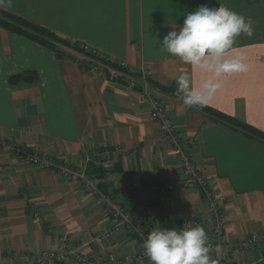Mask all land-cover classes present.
<instances>
[{"label":"crops","instance_id":"0c3cea01","mask_svg":"<svg viewBox=\"0 0 264 264\" xmlns=\"http://www.w3.org/2000/svg\"><path fill=\"white\" fill-rule=\"evenodd\" d=\"M201 5H225L245 16L253 28L252 36H239L228 53L242 57L247 71L219 77L220 88L205 104L264 132V0H0L1 8L124 62L138 74L108 79L110 68L84 53L59 45L66 54L60 57L0 26V139L20 142L27 152L53 158L59 165L85 166L99 188L134 215L151 217L155 226L175 227L207 207L195 189L178 188L171 204L160 198L164 183L181 179L182 169L179 158L167 151L160 123L150 117L144 94L148 84L164 100L177 131L198 137L193 156L226 197L224 264H258L264 260V243L243 251L234 242L264 228V141L185 106L158 87H176L181 73L197 88L205 79H215L160 45L173 30L172 23L178 30L184 14ZM29 69L37 70L36 82L9 83L11 75ZM131 78L137 87L128 86ZM102 148L117 156L111 170L100 171L84 158L86 149ZM112 223L82 182L68 180L58 166L20 161L0 144V264L64 249L65 238L76 245L86 241L81 251L93 257L136 251L138 241L128 232L94 240ZM53 264L78 263L70 258Z\"/></svg>","mask_w":264,"mask_h":264},{"label":"built area","instance_id":"2783aa9c","mask_svg":"<svg viewBox=\"0 0 264 264\" xmlns=\"http://www.w3.org/2000/svg\"><path fill=\"white\" fill-rule=\"evenodd\" d=\"M88 49L87 46H85ZM125 66L124 62H120ZM126 74V73H125ZM124 72L110 68L106 77L116 80L126 76ZM148 78V77H146ZM138 81L134 78L129 79V87H137ZM145 100L148 105L150 117L158 120L160 129L165 136L168 146L167 151L179 158L182 169V178L178 180H167L162 189L161 200L165 204H171L174 201L175 191L182 187L185 189H195L201 192L206 203V211L189 218H183L175 224V227H182L184 224L189 226L201 225L208 234V247L210 258L223 262V250L225 246V233L227 221L224 215L226 197L219 194L212 183L204 175L196 159L193 156V146L198 143L196 135L188 136L177 131L174 125V119L171 112L166 107L162 98L148 84L144 89ZM2 149L14 153L20 161L29 164H36L45 168H55L58 166L60 174L68 180L80 181L84 187L92 192L98 202L105 207L107 213L112 219V225L104 227L95 237L94 240L103 242L112 236L128 232L135 236L138 241V249L132 253L123 255L90 256L81 251V247L86 246V241L73 244L72 241L62 239L65 245L64 249H52L39 252L36 255L20 257L17 264H53L63 263L73 258L78 264H150L148 258L144 255L142 248L143 239L148 232L155 226L154 220L149 216H136L130 212L126 206L115 200L105 191L101 190L86 172L85 166L82 168H73L69 165L58 164L53 158L40 156L38 154L27 152L20 142H8L0 139ZM86 162H93L97 167L105 170H111L116 166L117 156L108 148L86 149L84 152ZM33 216L38 218V212ZM264 243V228L260 231L251 233L243 239L234 242V244L243 251L251 250ZM258 264H264V260Z\"/></svg>","mask_w":264,"mask_h":264},{"label":"clouds","instance_id":"9594fccd","mask_svg":"<svg viewBox=\"0 0 264 264\" xmlns=\"http://www.w3.org/2000/svg\"><path fill=\"white\" fill-rule=\"evenodd\" d=\"M172 24L173 30L160 42L162 49L215 77L205 79L197 88L191 85L188 74H179L175 79V94L185 106H204L206 98L220 88L219 77L247 71L242 57L228 54L239 36L253 34L251 21L242 14L225 5H201L184 14L178 30L175 23ZM208 239L207 231L198 224L156 226L148 232L141 246L150 264H215L209 255Z\"/></svg>","mask_w":264,"mask_h":264},{"label":"trees","instance_id":"16d2710c","mask_svg":"<svg viewBox=\"0 0 264 264\" xmlns=\"http://www.w3.org/2000/svg\"><path fill=\"white\" fill-rule=\"evenodd\" d=\"M0 26L17 34L23 35L31 40H34L42 45L53 49L57 52L60 57H64L66 54L62 53L59 50V45H63L74 49L75 51L84 53L85 55L98 60L99 62L105 64L109 68H113L119 71H122L126 74H135L131 72L128 68L119 64V62L109 59L106 56H100L99 54L95 53L92 50L86 49L84 46L77 42H72L52 29L43 26L39 23L34 21L28 20L16 13L10 12L6 9L0 7ZM39 79V74L37 70H24L23 72H18L9 77V83L11 85H20V84H30L34 83ZM158 87L163 91L168 92L169 94L177 97L175 94L176 87L174 86H164L158 84ZM178 98V97H177ZM201 110H204L210 116H212L216 121H220L227 126L239 129L244 131L245 133L254 136L262 141H264V132L255 128L254 126L250 125L249 123L238 119L235 116L230 114L224 113L214 107L208 106L204 104V106H196ZM100 171H104L102 168L99 169Z\"/></svg>","mask_w":264,"mask_h":264},{"label":"rangeland","instance_id":"374dc122","mask_svg":"<svg viewBox=\"0 0 264 264\" xmlns=\"http://www.w3.org/2000/svg\"><path fill=\"white\" fill-rule=\"evenodd\" d=\"M3 9H5V8H3ZM7 10V9H6ZM9 11V10H8ZM11 12V11H10ZM14 13V12H13ZM17 14V13H16ZM41 44V43H40ZM63 46V45H62Z\"/></svg>","mask_w":264,"mask_h":264}]
</instances>
